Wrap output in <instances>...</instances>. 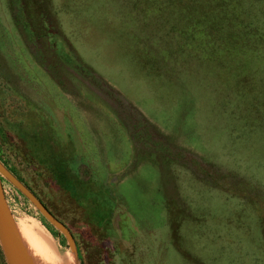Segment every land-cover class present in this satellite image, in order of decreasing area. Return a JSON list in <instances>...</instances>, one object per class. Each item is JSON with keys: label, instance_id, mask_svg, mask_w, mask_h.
<instances>
[{"label": "rangeland", "instance_id": "1", "mask_svg": "<svg viewBox=\"0 0 264 264\" xmlns=\"http://www.w3.org/2000/svg\"><path fill=\"white\" fill-rule=\"evenodd\" d=\"M0 163L75 264H264V0H0Z\"/></svg>", "mask_w": 264, "mask_h": 264}, {"label": "water", "instance_id": "2", "mask_svg": "<svg viewBox=\"0 0 264 264\" xmlns=\"http://www.w3.org/2000/svg\"><path fill=\"white\" fill-rule=\"evenodd\" d=\"M1 177L17 189L37 209L41 216L63 235L70 251L73 253L75 259H77V246L70 230L23 183L0 163V245L7 263L33 264L21 241L15 220L7 204Z\"/></svg>", "mask_w": 264, "mask_h": 264}, {"label": "bare ground", "instance_id": "3", "mask_svg": "<svg viewBox=\"0 0 264 264\" xmlns=\"http://www.w3.org/2000/svg\"><path fill=\"white\" fill-rule=\"evenodd\" d=\"M16 228L33 264H67L57 257L54 245L43 236L37 237L32 235L31 238H28L22 233L23 231L21 232L18 223H16ZM42 242L44 244H42ZM72 258L75 264V258L73 255Z\"/></svg>", "mask_w": 264, "mask_h": 264}]
</instances>
